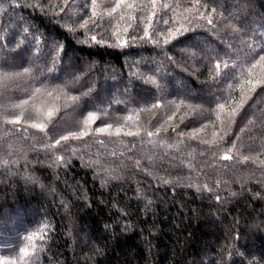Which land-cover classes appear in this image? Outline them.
Segmentation results:
<instances>
[{"label": "trees", "instance_id": "trees-1", "mask_svg": "<svg viewBox=\"0 0 264 264\" xmlns=\"http://www.w3.org/2000/svg\"><path fill=\"white\" fill-rule=\"evenodd\" d=\"M117 4L0 0V264H264V0Z\"/></svg>", "mask_w": 264, "mask_h": 264}, {"label": "snow or ice", "instance_id": "snow-or-ice-1", "mask_svg": "<svg viewBox=\"0 0 264 264\" xmlns=\"http://www.w3.org/2000/svg\"><path fill=\"white\" fill-rule=\"evenodd\" d=\"M122 3H124V0H120V4H122ZM152 3H153V7H155V0H152ZM120 4H117V7H119ZM112 11L115 12V8H113ZM94 15H95V14H93V16H94ZM93 22H94V21H93ZM209 23H211V20H209ZM85 24H87V21H85ZM92 39L95 40L96 37L93 36ZM166 42H167V41H166ZM260 59H261V60H264V56H261ZM249 83H251V82H249ZM250 91H253V92H254V91H255V86H254L253 88H251ZM241 106H243V105H241ZM221 107H223V105H221ZM234 111H235V110H234ZM49 115H51V113H49ZM89 119H92L91 115L89 116ZM33 126H34V127H37V125H33ZM39 127L42 128L43 126H39ZM109 127H110V126H109ZM97 131H98V132H104L105 129H104V128H99V129H97ZM118 132H119V129L117 130V133H118ZM72 135L75 136L76 134L73 133ZM80 135L83 136V135H86V133L81 132ZM128 135H132V133H128ZM149 135H151V133H149ZM61 139H63V140L66 141V140H68V137H67V136H64V137H62ZM59 143H60V141L58 140V141H57V144H59ZM224 158H225V159H228L229 157L225 156Z\"/></svg>", "mask_w": 264, "mask_h": 264}]
</instances>
